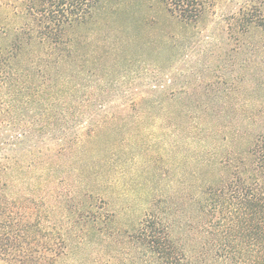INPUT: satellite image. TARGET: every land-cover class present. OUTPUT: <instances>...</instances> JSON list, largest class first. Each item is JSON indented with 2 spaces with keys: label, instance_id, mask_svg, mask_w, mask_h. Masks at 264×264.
Listing matches in <instances>:
<instances>
[{
  "label": "trees",
  "instance_id": "trees-1",
  "mask_svg": "<svg viewBox=\"0 0 264 264\" xmlns=\"http://www.w3.org/2000/svg\"><path fill=\"white\" fill-rule=\"evenodd\" d=\"M157 1L168 16L186 23L198 22L213 4ZM243 1L249 2L217 23L220 37L211 52L217 71L177 89L161 86L155 93L136 92L122 105L105 106L103 79L94 68L108 54L107 46L98 45L101 54L85 52L79 65L76 43L77 31L97 22L109 0H19L20 23L8 31L0 21V115L6 117L19 102L31 120L26 125L12 120L18 124L12 137L26 145L13 149L12 156L0 153V264H78L72 241L90 244L96 231L109 225L132 242L138 259L125 252L102 264H264V105L259 96L252 94L249 103L180 106L182 118L163 106L157 129L153 123L152 130H140L145 125L138 122L122 137L114 113L150 110L153 95L235 97L233 87L244 78L237 70L264 66L256 54L264 53V0ZM84 67L91 75L77 84L74 77ZM88 83L96 89L94 97L84 93ZM105 133H116L117 142L100 144ZM184 144L191 153L187 164L176 157ZM169 146L172 154L165 155ZM112 154L121 174L110 169ZM82 155L98 160L80 166ZM169 157L178 161L174 167ZM8 158L13 166L4 165ZM127 160L131 170L122 172ZM166 171L174 179L162 189ZM145 178L154 194L142 201L134 222L115 220L114 193H138L139 200L137 187Z\"/></svg>",
  "mask_w": 264,
  "mask_h": 264
},
{
  "label": "rangeland",
  "instance_id": "rangeland-1",
  "mask_svg": "<svg viewBox=\"0 0 264 264\" xmlns=\"http://www.w3.org/2000/svg\"><path fill=\"white\" fill-rule=\"evenodd\" d=\"M18 2L19 0H0L1 26L2 28L8 26V31L18 25L19 21L24 17V15L23 17L19 15L21 7ZM248 2L243 0H213V4L198 22L186 23L168 16L162 11L161 5L157 0H109L103 10L99 12L97 22L94 21L89 27L81 28L77 31L80 36L77 38L76 43L78 57L76 61L81 65L83 62L81 55H84L85 52L89 54L99 52L101 54L102 50L98 49V45L101 42L107 46L108 54L101 56L95 64L96 68H94L98 76L103 79L101 84L105 91L101 97V102L105 106L109 104H112L111 106L122 105V103L134 96L136 92L143 93L148 91L155 93L161 86L177 89L181 86L198 82L204 76V79H206L208 73L211 74L218 70L217 61H214V56L211 57L212 50L217 49L215 45L220 37L219 31L216 29L217 23L221 22L226 16L230 18L238 7ZM153 17L156 20L150 23L149 20L153 19ZM9 36H12V33ZM252 53H254V50H252ZM256 54L259 55L257 60L264 59V53L258 52ZM252 59H254V56ZM257 67L254 69L250 64L237 70L244 78L233 87L235 89L233 96L235 97H230L232 93H228L230 94L229 97L223 95L220 98L216 95L210 97L190 95L187 97L179 96L178 98L153 95L149 96L150 98L148 99L154 106L150 110L143 109L138 112L128 110L127 112H121V114H119L120 110L114 111L118 120H120L119 126L122 129L120 137L124 136V131H127L128 128L135 127L136 124L138 126V122H142L145 125H141L140 130L144 127L146 132L152 130L151 124L153 123L157 129L160 126V121L156 120V118L159 115L162 116L161 112L163 110H161V107L163 106H168L169 109L173 108L174 116L182 118L184 117L183 113H178L180 106L185 107L186 105L209 104L212 102H226V104L232 105L235 101L236 103H242L245 100H248L249 103L252 94L259 96L258 102H262L264 105V66L258 67L260 70ZM84 68V73L80 75L82 77L78 75L74 77L77 84L86 83L84 78L91 75V73L87 72L89 67ZM54 78L55 76H50L52 85L56 84ZM30 79L29 77L27 83L33 81ZM90 85L83 87L86 91L84 93L88 97H94L96 89L93 84ZM45 102L43 100V105H46ZM96 102L99 103V101ZM52 103L54 105L57 102L53 100ZM25 108L26 106L19 105V102H17V106L11 112H6V117L0 115V153L5 151L6 154L9 155L10 153V156H12L17 147L22 148L26 145L25 142H18L12 137L16 129L14 126L18 125L16 124L17 122L26 125L31 120ZM78 116L82 117V115ZM2 117L5 119H2ZM12 120L16 123H12ZM115 134L105 133L106 137L100 144L105 142L104 146H106L116 143L117 136ZM166 138L168 142L172 139L170 137ZM36 140L39 143L44 142L42 136H38ZM188 147L185 144L181 146L176 156H179L182 163L185 164L188 163L191 154L188 151ZM170 148L169 146L168 150L164 152L165 155L168 152L172 154L169 151ZM102 153L104 154V151ZM91 159H94V162L98 160V158L93 157L84 158L82 155L78 165L82 166ZM112 159L114 163L110 167L111 171L121 174L119 165L116 162V160H119L118 156L112 154ZM8 160L10 159L3 161L4 165L13 166L12 162H7ZM176 161L175 158L169 157L168 165L174 167L178 163ZM19 162L25 166L28 160L23 159ZM132 164L130 160H127L124 165L122 163V172L125 170L130 172ZM162 175L163 179L159 182V187L164 189L166 187L164 182H171L174 176L170 171H166ZM137 190L140 194L139 200L137 199L138 193L134 194L132 192L124 194V196L119 192V195L114 193L116 197L114 203L117 206L114 214L115 220L119 218L120 221L127 224L134 222L140 211L142 201L145 202V199L150 198L154 194V192H151L150 183L146 178L145 181L138 185ZM109 226H101L93 235L94 237L90 244H79L77 242L78 239L72 241L75 245L74 256H78V261H76L78 264H82L81 261H85L84 264H102V260H106L107 257H112L116 254L119 256L125 252L129 253L131 259L134 256H136L134 260L138 259V253H134L137 249L135 250L132 242L125 239L122 235L116 234ZM66 263L72 264L73 261L66 260ZM113 264L121 263L115 262Z\"/></svg>",
  "mask_w": 264,
  "mask_h": 264
}]
</instances>
